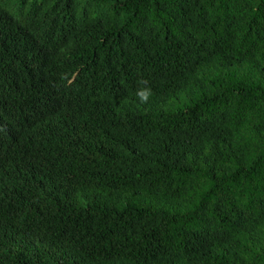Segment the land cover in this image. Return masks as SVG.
I'll use <instances>...</instances> for the list:
<instances>
[{
    "label": "trees",
    "instance_id": "1",
    "mask_svg": "<svg viewBox=\"0 0 264 264\" xmlns=\"http://www.w3.org/2000/svg\"><path fill=\"white\" fill-rule=\"evenodd\" d=\"M0 264H264V0H0Z\"/></svg>",
    "mask_w": 264,
    "mask_h": 264
}]
</instances>
